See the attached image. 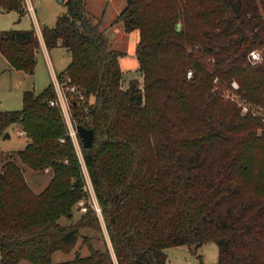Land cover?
Segmentation results:
<instances>
[{"label":"trees","instance_id":"obj_1","mask_svg":"<svg viewBox=\"0 0 264 264\" xmlns=\"http://www.w3.org/2000/svg\"><path fill=\"white\" fill-rule=\"evenodd\" d=\"M62 1L41 34L71 51L58 77L87 98L72 114L94 129L82 150L102 220L77 208L85 179L54 84L24 91L21 109L0 110V136L15 123L28 137L0 153V264H165L166 247L211 240L216 264H264V56L248 59L264 42V0H127L118 19L138 29L141 75L128 82L125 51L86 0ZM1 8L26 12L24 0ZM39 49L33 28L0 30L11 69L33 72ZM233 93L261 113H243ZM25 167L47 182L35 189ZM79 241L74 259L53 261Z\"/></svg>","mask_w":264,"mask_h":264},{"label":"rangeland","instance_id":"obj_2","mask_svg":"<svg viewBox=\"0 0 264 264\" xmlns=\"http://www.w3.org/2000/svg\"><path fill=\"white\" fill-rule=\"evenodd\" d=\"M26 1V0H25ZM33 11L26 7L24 15L20 16L15 9L0 12V30H9L11 28L24 29L33 28L38 37L43 25L55 26L57 16L67 11V6L62 0H30ZM87 11L94 16V19L100 21L101 28L108 35L111 46L117 50L125 51L120 58V66L124 73V81L128 82L131 78L141 79L138 59L136 58V45L139 41L138 29L126 31L122 20L118 19L120 11L127 5V0H86ZM40 49L37 52L34 72L22 70L8 71V62L5 56L0 52V110L13 111L23 107L22 95L29 89L39 93L44 90L43 81L51 80L54 84V75H59L68 63L71 61V51L62 45L47 49L43 46L40 39ZM237 82V81H236ZM48 83V82H47ZM49 84V83H48ZM43 85V86H42ZM44 87V88H43ZM236 101H240L241 110L247 113L252 107V111L260 112L254 105L243 102L238 95L233 93ZM87 98L83 99L86 101ZM18 124H13L7 128L10 137L5 134L0 136V153L2 151H14L25 147L28 137L20 133ZM82 145V144H81ZM83 148V145H82ZM31 168L25 167V177L33 184L35 189L41 188L46 183L48 176L44 180L39 175H32ZM61 222H66L63 218ZM105 229V223H103ZM107 237V235H106ZM80 241L70 251H56L53 255V261L61 262L74 259L79 249ZM167 253L165 264H216L218 260V245L215 241H206L195 251L187 245H173L166 247ZM81 253H87V248H81ZM17 264H33L30 261L22 260Z\"/></svg>","mask_w":264,"mask_h":264},{"label":"built area","instance_id":"obj_3","mask_svg":"<svg viewBox=\"0 0 264 264\" xmlns=\"http://www.w3.org/2000/svg\"><path fill=\"white\" fill-rule=\"evenodd\" d=\"M28 6V9L33 11V6L30 0H24L25 8ZM41 34V29H40ZM42 35V34H41ZM264 56V42L258 48L252 49L248 53V59L252 64L261 63ZM193 76V70H189L187 73V77L191 78ZM54 89H55V97L51 98L50 102L52 105L57 106L62 114L65 117L68 135L71 137L72 143L77 152L79 161L81 163L82 173L85 179V183L82 187L83 196L77 202V208H80L82 212H85L89 209V207H94V209L99 214L102 220V207H100L96 191L94 190V186L91 180V176H89L88 168L86 165V161L83 157L82 143L78 135V131L76 129L77 123H75L72 107L73 102L76 99H85V94L77 87V85H73L67 82L63 77H58V75H54ZM233 88H238L239 85L236 81L232 83ZM21 134H24L23 131H20ZM64 137L60 138V141H64Z\"/></svg>","mask_w":264,"mask_h":264},{"label":"water","instance_id":"obj_4","mask_svg":"<svg viewBox=\"0 0 264 264\" xmlns=\"http://www.w3.org/2000/svg\"><path fill=\"white\" fill-rule=\"evenodd\" d=\"M1 10H4V8H1ZM76 129L82 145L85 148H91L94 139V129L92 127L87 128L82 124H77ZM5 137H10V133L6 132Z\"/></svg>","mask_w":264,"mask_h":264},{"label":"crops","instance_id":"obj_5","mask_svg":"<svg viewBox=\"0 0 264 264\" xmlns=\"http://www.w3.org/2000/svg\"><path fill=\"white\" fill-rule=\"evenodd\" d=\"M0 12H5V10H1V9H0ZM19 15H20V14H19ZM39 38L41 39V41H42V43H43V46H44V48H45V51H46V48H47V47H46V44H45V41H44V37H42V35L40 34V37H39ZM40 44H41V42H40ZM5 58H6V57H5ZM6 60H7V59H6ZM7 62H8V60H7ZM36 63H37V60H36ZM69 63H70V62H69ZM69 63H68V64H69ZM35 65H36V64H35ZM34 68H35V66H34ZM66 68H67V67H66ZM66 68H65V69H66ZM65 69H64V70H65ZM7 70H8V71L15 70V69H13V68H12V69L10 68V64H9V62H8V68H7ZM34 70H35V69H34ZM64 70H63V71H64ZM33 72H34V71H33ZM50 81H51V80H50ZM50 81L47 80V81L45 82V80H44V81H43V85H44V87H47L49 84H51ZM47 82H48L49 84H48ZM43 85H42V86H43ZM44 87H43V88H44Z\"/></svg>","mask_w":264,"mask_h":264}]
</instances>
